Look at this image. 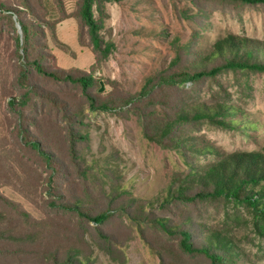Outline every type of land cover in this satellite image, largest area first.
Listing matches in <instances>:
<instances>
[{"label":"rangeland","instance_id":"rangeland-1","mask_svg":"<svg viewBox=\"0 0 264 264\" xmlns=\"http://www.w3.org/2000/svg\"><path fill=\"white\" fill-rule=\"evenodd\" d=\"M78 1L62 0L59 6L48 0V7L44 1L51 22L64 19L57 23L56 40L50 32L43 39L42 62L50 70L76 76L86 72L100 81L90 89L95 109L78 84L38 73L30 85L43 96L31 95L24 105L26 89L15 80L22 62L17 45L19 36L22 46V31L19 24L17 33L10 29L8 18L0 31V196L43 223L51 251L72 254L77 249L83 264H217L184 250L183 236L166 233L155 219L189 230L197 245L212 228L226 232L243 254L238 264H264V222L245 206L222 198L169 199L178 178L215 160L186 144L224 153L264 146V72L223 68L216 76L180 81L185 65L193 69L198 64L195 54L210 52L228 35L264 44V4L108 2L103 14L94 8L103 21V47L111 44L104 57L93 52L87 26L76 15ZM217 104L234 107L235 113L217 119L241 120L238 127L196 121L178 128L175 136L188 139L178 149L163 147L145 134L180 110ZM104 105L108 109L100 108ZM71 128L86 137L78 139L76 163L69 153ZM25 134L52 153V164L31 148ZM68 202L87 214L107 212L109 219L104 225L89 222L65 211L61 205Z\"/></svg>","mask_w":264,"mask_h":264},{"label":"trees","instance_id":"trees-1","mask_svg":"<svg viewBox=\"0 0 264 264\" xmlns=\"http://www.w3.org/2000/svg\"><path fill=\"white\" fill-rule=\"evenodd\" d=\"M44 1L47 2L48 7L50 3L48 0H0V31H3V24L7 18L10 29L17 33L16 24H19L22 31V46L20 45V37L17 38L18 51H22L19 59L22 62L15 68L18 73L15 80L17 85L26 89L23 94V104H26L31 95H35L37 98L43 96L36 87L30 85L33 73H38L42 77L55 82L78 84L82 88L83 95L88 100L90 107L95 109L96 100L90 89L98 83V86L101 85V82H98L92 74L85 72L76 76L72 72L50 70V68L43 65L42 60L45 57L44 49L46 48L43 39L50 32L56 40L57 23L64 19L62 17L59 21L51 22ZM54 1L59 6L62 3V0ZM120 1H78L76 15L80 16L82 24L87 26L93 52L103 53L104 57H107V54L110 53L111 44L106 45L105 48L103 47L105 42L99 34L103 21L96 18L94 8H97L98 12L103 14L106 3ZM236 1L247 5L264 4V0ZM80 42L82 44V40ZM195 55L198 64L193 69L185 65L183 72L180 73V81L196 82L204 77L216 76L223 68L264 72V44L259 41L241 39L235 35H228L216 41L210 52ZM170 82L174 83L173 80ZM100 108L108 109L106 105ZM233 113H235L233 106L229 107L221 104L205 108L195 106L190 111H178L170 119H165L160 124L151 127L145 134L150 140L163 147L178 149L182 146V148H185L186 146L182 144L184 142L188 143V139L186 136H175L178 128L190 126L202 119L223 128L238 127L241 120L217 119L219 114L226 117ZM64 117L68 119L66 114H64ZM242 126L245 127L246 123ZM25 135L31 143V148L37 151L45 161L52 164V153L39 148L38 143L32 141L28 134ZM80 138L86 139L85 136L76 132L73 128L69 130V153L74 163L78 161L79 157L77 143ZM186 145L190 149H196L200 154L215 155V160L202 166L197 164L192 167L191 171L187 172L185 178H178V187L169 190V199L195 202L197 200L222 198L245 206L258 221L264 222V146L259 150L224 153L217 148L204 144L201 146L196 144V146L188 143ZM1 200L3 204L0 206V264L84 263L82 260H78L81 254L77 249L73 250L74 253L72 254H63L59 249L51 251L49 248L50 242H47V236L43 235L46 232L43 223L33 219L28 212L21 210L19 205L14 202L0 196ZM61 206L65 211L75 213L80 218L97 225H104L109 219L107 212L95 215L87 214L86 210L78 204L68 202ZM155 222L168 234L176 235L180 233L183 236L181 245L184 250L206 255L217 261V264H238L243 257L239 248L226 232L223 233L212 228L204 236L200 245H197L191 241L189 230H179L181 228L179 226H169L162 219H155Z\"/></svg>","mask_w":264,"mask_h":264},{"label":"water","instance_id":"water-1","mask_svg":"<svg viewBox=\"0 0 264 264\" xmlns=\"http://www.w3.org/2000/svg\"><path fill=\"white\" fill-rule=\"evenodd\" d=\"M103 89H104V87H103V84H102V87H101L100 91H103Z\"/></svg>","mask_w":264,"mask_h":264}]
</instances>
